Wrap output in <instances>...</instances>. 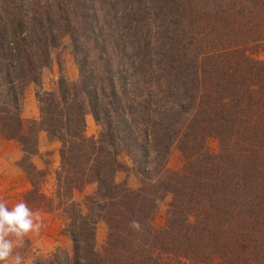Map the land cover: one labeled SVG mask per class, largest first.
Instances as JSON below:
<instances>
[{"label":"trees","instance_id":"1","mask_svg":"<svg viewBox=\"0 0 264 264\" xmlns=\"http://www.w3.org/2000/svg\"><path fill=\"white\" fill-rule=\"evenodd\" d=\"M149 7L163 14L154 40L142 26ZM65 37L81 79L38 94L39 119L25 135V87ZM199 44L208 45V67L192 59ZM127 46L135 67L119 68ZM263 46L264 0H0V135L30 155L40 131L61 145L48 205L39 192L25 202L63 216L72 250L31 264H264V61L253 57ZM89 62L104 67L84 75ZM88 113L101 126L97 139L84 135ZM209 137L219 153L206 151ZM175 143L187 164L151 183ZM119 149L146 160L137 162V190L115 182ZM89 183L95 193L75 202ZM161 191L173 199L159 231ZM99 220L108 227L101 254Z\"/></svg>","mask_w":264,"mask_h":264},{"label":"rangeland","instance_id":"2","mask_svg":"<svg viewBox=\"0 0 264 264\" xmlns=\"http://www.w3.org/2000/svg\"><path fill=\"white\" fill-rule=\"evenodd\" d=\"M144 14V21L142 23L145 27L147 34L155 39L157 33H159L160 25L162 21V13L157 8H151ZM153 11V12H152ZM152 13V16H151ZM159 13V14H158ZM159 40V36H158ZM161 42H165L162 38ZM157 45L155 43L153 46ZM200 45V44H199ZM264 46L253 49L255 58L264 61ZM117 53H122L123 50H117ZM87 52V53H86ZM208 45L202 44L195 49L193 60H197L199 66L208 67L211 63L208 56ZM88 51H84L80 54L83 59L88 55ZM253 53V52H252ZM90 57H94V53H89ZM112 55V60L115 65H112V69H117L118 58L112 53H109V57ZM126 57L120 56L119 68L135 67L136 52L131 50L128 46L125 52ZM94 60V59H93ZM94 62V61H93ZM104 64L97 62L86 63L83 67L84 75L90 70L99 69L102 70ZM95 68V69H94ZM81 71L78 67L75 57L72 41L69 37H65L60 44L54 48L50 53L49 64L41 69L40 79L38 83H28L24 90V96L22 100L21 116L26 122V128L24 134L29 133L28 122L31 120L39 119V109L37 103V95L42 92H55L59 88L61 81L67 84L78 83L81 79ZM85 132L84 135L89 139H97L101 132V126L94 120L93 116L88 113L85 117ZM206 151L211 154H217L220 151V144L216 138L209 137L205 139ZM22 146L15 140H6L0 135V200L7 201L8 205H15V203L24 201L29 197L30 193L39 192L44 197L38 201L42 207L48 205L49 201L46 198H52L56 190V171L60 166V143L47 133L40 131L38 133V145L37 151L30 155L26 154L22 150ZM19 154L17 162H13L12 168L5 166L11 163L12 159H15V155ZM18 156V155H17ZM16 156V157H17ZM117 163L119 165L115 172V182L127 187L130 190H137L142 186L141 181L143 178L138 174L137 162H140V167L144 166L145 161L143 159L133 160L130 154L120 150L116 156ZM187 164L185 155L179 149V144L175 143L170 150L165 169L159 174H153L151 183H168L171 175L180 172ZM139 167V166H138ZM23 174L31 184L30 188L24 192H18L17 187L23 186V178L20 175ZM96 184L89 183L79 191H75L73 194V200L77 203H84L85 198L92 196L96 191ZM172 194L169 192L161 191L159 193V199L156 203V210L153 215L152 224L156 230H162L166 224L167 213L169 204L172 202ZM28 206L33 211H39L44 227L41 228L38 234L30 233L24 237L23 246L16 249L23 257L24 264H31L33 261L44 258L56 249H61L70 253L72 250V241L70 237L64 231L65 219L58 212H48L44 209H38L33 206ZM95 234V250L101 254L105 245V241L108 236V227L103 220H99L96 225Z\"/></svg>","mask_w":264,"mask_h":264},{"label":"clouds","instance_id":"3","mask_svg":"<svg viewBox=\"0 0 264 264\" xmlns=\"http://www.w3.org/2000/svg\"><path fill=\"white\" fill-rule=\"evenodd\" d=\"M44 227L39 211H33L26 202L15 203L11 208L0 200V264H24L16 249L23 246L24 237L38 234Z\"/></svg>","mask_w":264,"mask_h":264},{"label":"crops","instance_id":"4","mask_svg":"<svg viewBox=\"0 0 264 264\" xmlns=\"http://www.w3.org/2000/svg\"><path fill=\"white\" fill-rule=\"evenodd\" d=\"M17 155H18V156H17ZM16 156H17V157H16ZM19 156H20V155L17 153V154L15 155V159H12V160H11V161H12L11 163L7 164V163L5 162V166H7L8 168H9V167L12 168V164H13V162H14V163L17 162ZM20 177L23 178V186H21V187H17V191H18V192H24V191H26V190H28V189L30 188L31 184L28 182L27 178L24 177L23 174H21ZM12 206H13V205H8L9 208H11Z\"/></svg>","mask_w":264,"mask_h":264}]
</instances>
